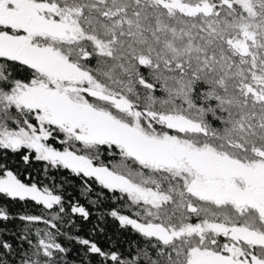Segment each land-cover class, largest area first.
<instances>
[{"label":"snow or ice","instance_id":"snow-or-ice-1","mask_svg":"<svg viewBox=\"0 0 264 264\" xmlns=\"http://www.w3.org/2000/svg\"><path fill=\"white\" fill-rule=\"evenodd\" d=\"M0 264H264V0H0Z\"/></svg>","mask_w":264,"mask_h":264},{"label":"trees","instance_id":"trees-1","mask_svg":"<svg viewBox=\"0 0 264 264\" xmlns=\"http://www.w3.org/2000/svg\"><path fill=\"white\" fill-rule=\"evenodd\" d=\"M32 175L35 177L36 176V173L33 172ZM13 211L17 214L19 213H22L25 211V209L23 207L21 208H14ZM27 211L31 212L32 214H39L38 212V209H34V208H31V207H28L27 208ZM108 235H111L114 237V239H118L120 240L121 242H123L124 240V237L120 235V233L116 230L115 227H113V225H108ZM100 243L102 245H104L106 243V237L101 239Z\"/></svg>","mask_w":264,"mask_h":264}]
</instances>
